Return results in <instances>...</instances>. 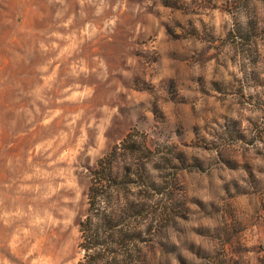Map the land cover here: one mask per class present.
Wrapping results in <instances>:
<instances>
[{"label": "rangeland", "instance_id": "rangeland-1", "mask_svg": "<svg viewBox=\"0 0 264 264\" xmlns=\"http://www.w3.org/2000/svg\"><path fill=\"white\" fill-rule=\"evenodd\" d=\"M83 222L264 264V0H0V264H80Z\"/></svg>", "mask_w": 264, "mask_h": 264}, {"label": "trees", "instance_id": "trees-1", "mask_svg": "<svg viewBox=\"0 0 264 264\" xmlns=\"http://www.w3.org/2000/svg\"><path fill=\"white\" fill-rule=\"evenodd\" d=\"M108 169H105L103 165H101V168H97L95 171L96 175L98 176V180H102L106 178L105 176L107 173L109 175L112 174L113 168L110 166V163H108ZM97 186V183H96ZM95 188H92L93 192H95ZM103 223L111 224V220H104ZM90 225V227H89ZM101 224H98L93 228V225L91 226V223L83 222L82 227H84V231L88 232V240L84 242L83 247L85 248V259L80 262V264H140V258L138 257V252L136 249H125L122 253V256L119 257L117 253L111 252L108 256L100 251H95L94 249L95 245H99L103 243L102 239H99L97 233L98 229ZM90 233V235H89ZM127 234V233H126ZM125 233H121L122 239L125 237V241H127L129 238ZM113 236V235H111ZM87 239V238H86ZM94 249V251H93Z\"/></svg>", "mask_w": 264, "mask_h": 264}]
</instances>
